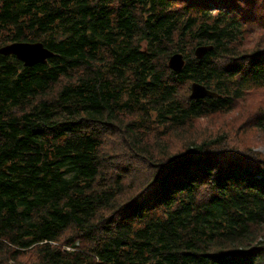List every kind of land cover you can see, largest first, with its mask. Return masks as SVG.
Returning a JSON list of instances; mask_svg holds the SVG:
<instances>
[{
  "label": "trees",
  "instance_id": "obj_1",
  "mask_svg": "<svg viewBox=\"0 0 264 264\" xmlns=\"http://www.w3.org/2000/svg\"><path fill=\"white\" fill-rule=\"evenodd\" d=\"M14 41L54 53H0V264H264V155L191 133L264 87V0H0Z\"/></svg>",
  "mask_w": 264,
  "mask_h": 264
},
{
  "label": "rangeland",
  "instance_id": "obj_2",
  "mask_svg": "<svg viewBox=\"0 0 264 264\" xmlns=\"http://www.w3.org/2000/svg\"><path fill=\"white\" fill-rule=\"evenodd\" d=\"M254 37H256L255 34ZM255 44L254 42L248 43L247 46L253 47ZM3 45L0 44V47ZM263 110L264 87L252 89L237 102L233 111L215 114L216 117L212 115L195 122L191 133L196 137H203L206 136L203 130L209 133L225 130L232 139H242L245 145H250L254 150L264 155V129L253 123L258 120L255 117L256 112ZM105 131L108 134V129Z\"/></svg>",
  "mask_w": 264,
  "mask_h": 264
},
{
  "label": "water",
  "instance_id": "obj_3",
  "mask_svg": "<svg viewBox=\"0 0 264 264\" xmlns=\"http://www.w3.org/2000/svg\"><path fill=\"white\" fill-rule=\"evenodd\" d=\"M213 48V45H199L195 49V55L198 58L203 57L208 51ZM0 53L3 55H15L25 66H32L36 63L45 61L53 55L43 41H14L4 44L0 47ZM185 63L183 53L175 52L169 58V66L175 71L182 69ZM192 98H204L219 96V94L208 88L206 85L193 82L191 85Z\"/></svg>",
  "mask_w": 264,
  "mask_h": 264
},
{
  "label": "bare ground",
  "instance_id": "obj_4",
  "mask_svg": "<svg viewBox=\"0 0 264 264\" xmlns=\"http://www.w3.org/2000/svg\"><path fill=\"white\" fill-rule=\"evenodd\" d=\"M130 61V60H129ZM133 65V64H132ZM236 65V64H235ZM129 66V65H128ZM237 67H238V65H237ZM130 70V69H129ZM132 71V70H131ZM219 72V71H218ZM222 72V71H221ZM133 74V73H132ZM225 75V74H224ZM115 78V77H114ZM167 78V77H166ZM122 79V78H121ZM169 79V78H168ZM117 80V79H116ZM115 80V81H116ZM162 80H163V78H162ZM179 80V79H178ZM130 82V81H129ZM164 82V81H163ZM170 82V81H169ZM173 82V81H172ZM205 82V81H204ZM161 83V82H160ZM173 83H175V82H173ZM11 84V83H10ZM129 84V83H128ZM176 84V83H175ZM186 84V83H185ZM22 85V84H21ZM181 85V84H180ZM169 86V85H168ZM156 87H157V85H156ZM152 88V87H151ZM188 88V87H187ZM182 89V88H181ZM155 90H157V88L155 89ZM188 90H190V89H188ZM182 91V90H181ZM173 94V93H172ZM181 95V94H180ZM211 98V97H210ZM206 101V100H205ZM111 105H112V103H111ZM204 105V104H203ZM207 105V104H206ZM211 105V104H210ZM208 106V105H207ZM223 108V107H222ZM224 110V109H223ZM222 110V111H223ZM189 112V111H188ZM211 113V112H210ZM215 113H213V115H214ZM20 115V114H19ZM22 116V115H21ZM211 116V115H210ZM215 117H216V115H215ZM213 118V117H212ZM20 120V119H19ZM3 147V146H2ZM125 152V151H124ZM121 156V155H120ZM123 156V155H122ZM126 156V155H125ZM118 157V156H117ZM122 158V157H121ZM103 170V169H102ZM106 170H108V169H106ZM103 173V172H102ZM105 176V175H104ZM99 177H97V179H98ZM108 178V177H107ZM111 180V179H110ZM104 181V180H103ZM97 182V181H96ZM111 184H112V182H111ZM106 186V185H105ZM97 188V187H96ZM111 200V199H110ZM111 203V202H110ZM99 211V210H98ZM232 213V212H231ZM97 214H98V212H97ZM97 214H95V215H97ZM99 215V214H98ZM253 224V223H252Z\"/></svg>",
  "mask_w": 264,
  "mask_h": 264
}]
</instances>
